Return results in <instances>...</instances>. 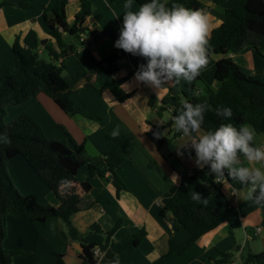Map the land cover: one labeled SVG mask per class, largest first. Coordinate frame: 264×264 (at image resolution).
<instances>
[{
  "label": "crops",
  "instance_id": "obj_1",
  "mask_svg": "<svg viewBox=\"0 0 264 264\" xmlns=\"http://www.w3.org/2000/svg\"><path fill=\"white\" fill-rule=\"evenodd\" d=\"M7 1L9 5L0 6V66L11 60L17 38L26 55L38 53L50 61L43 41L51 38L47 19L53 18V8L57 0H31L35 5L32 8L17 5L23 0ZM90 1L93 3V11L87 16L83 27L88 29L86 34L91 35V44L83 45L82 37L72 40L76 50L65 60V75L73 74L79 65L91 72L90 76L79 80L74 86L72 98L77 112L73 115L67 114L50 96L40 93L21 104L9 105L8 120L21 113H28L49 137L62 140L74 150L68 136L70 134L77 144H84L86 155L91 157L111 148L113 140L109 139V135H129L130 144L123 149L126 160L118 171L127 189L118 193L106 177L91 175L83 167L78 172L77 179L64 185L60 193L79 195L80 210L72 216V223L80 233H84L82 237L88 242H105V233L119 221L122 223L111 237L112 243L126 242L141 229H145L147 234L141 244L133 252L119 254V259L122 264H146L168 250L170 239L181 243L189 238V231L173 230L170 220L172 216L163 211L161 199L172 187L182 182L185 174L200 167L195 162L191 137L178 131L174 122L167 126L171 120L172 109L167 107L159 115L158 107L153 108L150 105L152 96L161 104V100L168 93V87L175 81L167 82L159 90L138 81L136 73L146 60L114 46L119 38L123 15L128 10L125 8L126 0L114 3L109 0ZM200 1L205 5L200 11L208 18L210 33L224 21L226 9L233 7L236 0ZM80 2L81 0H69L66 8L69 23L74 22ZM139 7L138 2L133 0L131 10L136 11ZM91 31H95L94 34ZM115 55L117 60L113 66H116L117 71L112 74L106 70L93 72L99 61ZM224 56L231 57L248 74H254L253 70L240 63L248 65L250 60L255 59L260 67H264V57L258 55L252 47L227 55L213 53L208 56V64L201 70L200 75L214 91L221 85L215 76L216 64ZM60 61L62 60L59 63ZM104 65L107 67L108 63ZM11 69H16L14 62ZM125 77L126 80L120 81ZM185 82L179 81L181 85ZM153 125L166 126L164 134L173 138L175 152L171 158H163L157 145L147 135ZM179 133L181 134L177 135ZM204 134L206 132L200 129L199 135ZM255 142L264 146V134L260 135L259 140L255 136ZM8 163L9 168L11 165L16 166L11 178L22 194L56 207L61 204L59 196L37 175L23 156L10 158ZM241 164L258 166L249 164L243 157ZM83 183L90 185L88 191L83 189ZM222 184L224 192L238 208L241 217L242 226L235 231V236L230 232V224L223 223L202 236L183 254L172 255L163 264H217L221 254L231 250L235 241L240 244L241 255L237 252L233 254L229 264L244 262L246 247L252 253L264 251L262 208L254 200L244 199L246 188L234 190L229 181ZM92 224H98L104 232L88 233L87 230ZM5 246L23 252L15 258V264H56L55 251L64 255L66 264L83 263L81 240L58 217H49L45 223L11 217L8 221Z\"/></svg>",
  "mask_w": 264,
  "mask_h": 264
},
{
  "label": "trees",
  "instance_id": "obj_2",
  "mask_svg": "<svg viewBox=\"0 0 264 264\" xmlns=\"http://www.w3.org/2000/svg\"><path fill=\"white\" fill-rule=\"evenodd\" d=\"M109 1L114 3L118 0ZM136 1L140 6L147 2ZM68 2L69 0H57L53 8V18L50 20L46 18L51 38L45 39L43 45L50 61L38 53L26 55L17 38L13 45L11 60L0 66V264H15V258L23 254L22 251L5 246L8 221L11 217H23L39 223H45L49 217H58L67 229L81 240L82 264H122L119 254L133 252L147 234L145 229H141L126 242L112 243L111 237L122 223L119 221L105 233V242H88L82 237L84 233H80L72 223V216L80 210L79 195L60 193L64 185L77 179L78 172L83 167H86L91 175L106 177L118 193L127 189L118 171L126 160L123 149L130 144L129 135L126 133L109 135V139L113 140L111 148L91 157L86 155L84 144H77L70 134L68 136L74 150L62 140L49 137L28 113H21L8 123L5 121L9 105L21 104L40 93L50 96L67 114L73 115L77 112L72 98L74 86L79 80L90 76L91 72L79 65L73 74L65 75V60L76 50L72 40H79L82 34L88 33L83 24L87 16L92 14L93 3L90 0H81L74 22L69 23L66 12ZM173 3L198 11L205 6L200 0H168L169 7ZM9 4L7 0H0V6ZM17 5L23 8L35 6L31 0H23ZM247 47H252L258 55L264 57V0H236L233 7L226 9L224 21L209 33L208 55L238 53ZM60 59L62 61L59 63ZM115 60L116 55L99 61L93 72L106 70L112 74L117 71L116 66H113ZM12 62L15 63V71L11 69ZM105 63H108L107 67ZM215 76L221 82L216 91L212 90L199 74L196 79L186 81L184 85L174 82L168 87V93L161 100V104L152 96L150 105L153 108L158 107L159 115L167 107L172 109L171 120L167 126L174 122L184 103H191L205 105L204 124L201 129L206 133L214 131L221 124L231 123L237 128L249 125L257 134H264V72L259 70L254 74H248L231 57L224 56L217 61ZM126 79L127 77L120 81ZM198 81L204 85L199 86ZM88 85L91 86L90 83ZM222 107L232 109L233 115L230 119L226 120L217 115V109ZM165 128L164 125H153L147 135L157 145L162 157L169 159L174 155L175 145L173 138L164 134ZM19 155L27 160L37 175L59 196L61 199L59 206L39 203L22 194L14 186L7 165L10 158ZM227 181L234 190L245 188L228 175ZM82 186L85 191L90 189L88 183H83ZM194 191L201 194L202 198L208 199V204L193 201L190 194ZM161 202L163 211L172 215L170 220L173 230H187L190 236L181 243L170 239L168 250L146 264H163L170 256L183 254L202 236L223 223L230 224L233 236L235 230L242 226L238 208L231 203L223 190V184L215 181L208 167L195 168L191 175L185 174L182 182L172 187L162 197ZM259 206L264 214V205ZM87 232L104 231L98 224H92ZM96 246H100L106 252L100 262L94 258L93 249ZM239 249L240 244L235 241L231 250L221 254L216 261L217 264L230 263L231 257ZM55 254L56 264H66L63 254L57 251ZM250 263L264 264V251L247 252L244 264Z\"/></svg>",
  "mask_w": 264,
  "mask_h": 264
},
{
  "label": "clouds",
  "instance_id": "obj_3",
  "mask_svg": "<svg viewBox=\"0 0 264 264\" xmlns=\"http://www.w3.org/2000/svg\"><path fill=\"white\" fill-rule=\"evenodd\" d=\"M132 7L133 0H126L128 10L114 46L146 60L139 66L136 79L158 90L169 81L196 79L208 64L207 16L177 3L169 7L168 0H147L136 11ZM205 111L203 104L184 103L174 118L177 130L191 137L196 164L208 167L216 178H223L227 170L233 181L246 188L244 199L264 205V146L255 143V130L226 123L199 135ZM217 115L230 119L232 109L218 108ZM241 156L258 166L241 164ZM190 195L197 203L209 202L195 191Z\"/></svg>",
  "mask_w": 264,
  "mask_h": 264
},
{
  "label": "rangeland",
  "instance_id": "obj_4",
  "mask_svg": "<svg viewBox=\"0 0 264 264\" xmlns=\"http://www.w3.org/2000/svg\"><path fill=\"white\" fill-rule=\"evenodd\" d=\"M209 56V55H208ZM253 58V57H252ZM263 58V57H262ZM235 60H237L239 63H240V61L238 60V59H235ZM263 60H264V58H263ZM244 62V61H243ZM241 65L243 64L244 65V67L245 66H248V67H250L251 68V70H253L252 72L253 73H256L257 71H259V70H262L263 72H264V67H260L259 66V63H256V61H255V59L253 60H250V63L248 64V65H245V63H240ZM242 65V66H243ZM254 68V69H253ZM198 85L199 86H203L204 85V83H202L201 81H198ZM9 117H8V115L5 117V121L8 123L9 122ZM251 127V126H250ZM252 128V127H251ZM256 133V132H255ZM256 138H257V140H259L260 139V134H257L256 133ZM10 166H9V163H8V165H7V171H8V174H9V177L11 178V174H13V176H14V172H15V169H16V166L15 165H11V168H9ZM11 180H12V178H11ZM14 186L19 190V188L17 187V185L16 184H14ZM20 191V190H19ZM21 192V191H20ZM27 196V195H26ZM29 197V196H28ZM31 198V197H30ZM31 199H33V198H31ZM33 200H35V199H33ZM36 201V200H35ZM38 202V201H37ZM39 203H41V202H39ZM64 224V223H63ZM65 225V224H64ZM65 227H66V225H65ZM239 229V228H238ZM237 230V229H236ZM235 230V231H236ZM247 252H249V248L248 247H246V249H245V251H244V253L245 254H247ZM252 252V251H251ZM237 254H238V252H237Z\"/></svg>",
  "mask_w": 264,
  "mask_h": 264
},
{
  "label": "built area",
  "instance_id": "obj_5",
  "mask_svg": "<svg viewBox=\"0 0 264 264\" xmlns=\"http://www.w3.org/2000/svg\"><path fill=\"white\" fill-rule=\"evenodd\" d=\"M81 37H82V39H81L82 42H84L87 45H90L91 44V35L90 34H82ZM188 174L191 175L192 174V170L189 171ZM227 175H228L227 170H225V176L223 178H215V181L216 182H219V183H222L224 181H227ZM241 251H242V249H239L238 250V254L239 255H241ZM93 252H94V258L98 262H100L102 260V258L104 257V255L106 253L105 250H103L100 246H96L93 249ZM222 264H229V263H222ZM241 264H244V262L241 261Z\"/></svg>",
  "mask_w": 264,
  "mask_h": 264
},
{
  "label": "water",
  "instance_id": "obj_6",
  "mask_svg": "<svg viewBox=\"0 0 264 264\" xmlns=\"http://www.w3.org/2000/svg\"><path fill=\"white\" fill-rule=\"evenodd\" d=\"M107 65V64H106ZM166 214L168 215V212H166ZM170 216H172V215H170ZM81 251L83 252V247H81Z\"/></svg>",
  "mask_w": 264,
  "mask_h": 264
}]
</instances>
